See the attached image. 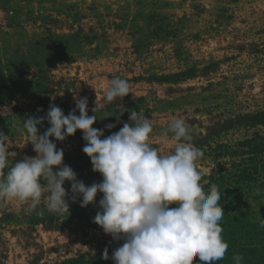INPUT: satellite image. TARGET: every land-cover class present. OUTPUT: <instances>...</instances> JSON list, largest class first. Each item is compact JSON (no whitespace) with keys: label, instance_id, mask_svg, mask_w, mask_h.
<instances>
[{"label":"rangeland","instance_id":"rangeland-1","mask_svg":"<svg viewBox=\"0 0 264 264\" xmlns=\"http://www.w3.org/2000/svg\"><path fill=\"white\" fill-rule=\"evenodd\" d=\"M116 77L127 80L130 94L106 103ZM83 97L105 137L131 125L132 110L149 119L148 142L161 154L174 151L172 133L163 135L171 119H183L203 152L196 168L204 191L216 185L222 196L219 223L228 250L216 264H235L234 255L242 264H264V0H0V131L16 153L13 163L37 155L22 131L29 115L46 116L50 104L68 115ZM48 127L45 120L38 132ZM82 137L78 130L64 142L50 139L64 150L63 163L91 186L103 177L92 171ZM248 166L256 172L237 194L235 175ZM64 188L63 214L47 210L46 193L36 210L0 199V264L91 256L114 264L124 240L93 222L103 194L82 208V197L71 200V183ZM193 264L205 262L197 256Z\"/></svg>","mask_w":264,"mask_h":264},{"label":"clouds","instance_id":"clouds-1","mask_svg":"<svg viewBox=\"0 0 264 264\" xmlns=\"http://www.w3.org/2000/svg\"><path fill=\"white\" fill-rule=\"evenodd\" d=\"M129 94L127 80L112 78L105 102L123 100ZM45 120L50 127L40 134L38 128ZM96 121V115H88L87 97L77 98L68 115L50 104L46 116L29 115L23 121L22 131L27 132L37 155L15 163L16 153L9 151L8 137L0 131V199L30 202V208L36 210L46 193L47 210L63 214L69 212L64 188L68 181L72 202L82 197V208L95 203L98 193L103 194L99 201L102 211L93 222L113 240L123 238L122 246L112 254L114 264H193L197 256L205 264L222 260L228 250L219 223L225 215L218 203L222 196L216 185L206 193L200 183L196 162L203 152L192 143L186 122L171 119L163 135L172 133L174 151L161 154L148 142L152 122L136 111H130L131 125L125 122L107 137L104 129L93 127ZM114 127L105 125L109 130ZM78 130L83 133L86 143L82 151L90 159L92 171L103 177L91 186L78 180L74 170L63 163L64 150L50 139L64 142ZM260 191L257 187L256 193ZM173 204L177 207H170ZM259 227L264 229V218ZM103 259H109L107 248ZM233 260L242 264L243 257L234 255Z\"/></svg>","mask_w":264,"mask_h":264},{"label":"trees","instance_id":"trees-1","mask_svg":"<svg viewBox=\"0 0 264 264\" xmlns=\"http://www.w3.org/2000/svg\"><path fill=\"white\" fill-rule=\"evenodd\" d=\"M252 172H256V170L249 169V166H248V168L246 167L244 171L240 172V175H235L234 180H235V182H237V184H236L235 187L232 188L233 190H235V193L239 194L241 192V190H242L241 184L245 183L249 178H253L254 177L252 175ZM93 258L94 257L91 256V259L90 260H86V261H84V257L75 258L74 260H71V261H64L62 264H77L78 261L79 262L81 261V264H92L93 262H95L96 264H106V263L98 262L97 259L94 261Z\"/></svg>","mask_w":264,"mask_h":264}]
</instances>
